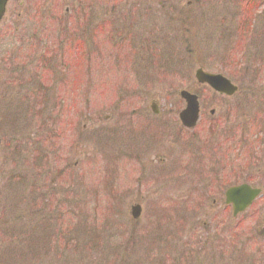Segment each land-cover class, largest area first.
<instances>
[{
  "label": "rangeland",
  "instance_id": "1",
  "mask_svg": "<svg viewBox=\"0 0 264 264\" xmlns=\"http://www.w3.org/2000/svg\"><path fill=\"white\" fill-rule=\"evenodd\" d=\"M19 1L9 0L0 22V51L4 43L6 52L14 48V54L34 58L31 63L27 58L29 62L15 75L45 71L50 85L43 86L45 91L29 93L36 102H16L19 86L9 87L14 81L10 72L15 71L5 63L0 65V92L13 107L4 105L2 120L9 132L0 136V264H264V195L233 218L230 208L221 211L219 197H202L207 181L176 185L170 175L157 184L150 177L140 188L129 177L133 175L128 137L120 129L128 124L121 116L142 100L146 106L145 98L163 100L171 115L175 114L181 88L203 89L194 83V68L224 73L222 56L228 61L229 72L237 75L240 92L229 102L209 93L200 102L202 111L208 114L214 109V118L220 121L225 103H240L241 128L249 130L243 149L255 151L254 157H246L240 150V158L251 164L255 156H264V142L260 141L264 134L259 135L258 130L260 126L264 129V73L254 65L263 58L259 51L264 35L259 32L264 4L260 0H83L87 8L84 16L78 15L68 29L62 25L60 32L68 35L62 45L65 61L55 62L51 67L57 68L52 71L46 52L52 50L51 56L62 49L50 42V36L41 39L36 25L37 17L44 18L46 9L51 10L52 0H45L46 9H40L38 16L25 15L16 6ZM31 1L35 7L36 0ZM13 11L23 13L22 19L13 20ZM84 19L91 20V28H95L86 30L81 23ZM9 24L15 26V36L5 41L3 30ZM49 26L59 31L56 24ZM239 40L244 43L242 48H238ZM73 45L80 46V56L83 50V62L76 59V68L66 69L60 64L70 62L67 54ZM189 48L196 52L194 58ZM151 50H159L160 55L155 57L158 62L141 69L148 77L147 84L138 87L132 82L128 88V56L152 58ZM41 60L46 67L37 65ZM235 67L242 68L241 72L234 73ZM56 71L66 72L67 83H60L61 74ZM184 75L191 77L190 83L182 79ZM52 81L58 84L53 87ZM62 93L68 96L66 101ZM50 95L56 97L55 105H43ZM128 97L133 104H127ZM106 115L110 116L107 122L98 119ZM56 117L60 124L56 127L55 123V128L61 129L67 120L66 137L48 145L43 137L49 139V133L42 129ZM36 122L44 124L42 129ZM115 125L107 136V127ZM100 129L103 138L95 137L94 132ZM217 135L212 143H219L220 129ZM221 152V158L228 157L223 148ZM38 156H43L41 169L36 167ZM259 167L255 171L253 164L245 174L255 176L264 194V161ZM40 172L43 174L36 179L35 173ZM134 172L141 177L138 170ZM34 185L46 193L42 200L37 193L27 197L26 190ZM194 188L201 191L182 198L181 190ZM134 202L141 205L137 219L129 214ZM68 217L71 227L74 225L71 229Z\"/></svg>",
  "mask_w": 264,
  "mask_h": 264
},
{
  "label": "flooded vegetation",
  "instance_id": "2",
  "mask_svg": "<svg viewBox=\"0 0 264 264\" xmlns=\"http://www.w3.org/2000/svg\"><path fill=\"white\" fill-rule=\"evenodd\" d=\"M26 0H21L18 2V7L24 9V3ZM30 11H35V7L31 6L29 3ZM23 13L13 11L11 13V18L13 20L22 19L21 15ZM4 17L2 18V20ZM62 24L70 21V17H62ZM25 22V20L23 21ZM264 29V26H263ZM8 32H4L5 41H10ZM264 35V32H263ZM262 50L259 51L263 54V58L259 59L260 68H264V40H263ZM14 48L6 52L5 44H2L1 54L4 55L0 58V65L7 64V66L12 67L15 72H10L14 77L12 80L13 86H33V83L38 86H48L49 82L46 80V76L39 77L33 83H28V79L31 78V75L26 79L24 76L20 77L21 74L17 77L16 72H20L26 64L34 61V58L28 61H25L30 56L20 57V52L16 54L13 53ZM15 55L12 57L11 55ZM160 54L159 50H151L152 58H143L138 55V57L128 56V64L125 65L128 67V88L132 82L142 83L144 85L148 82V77L144 71L141 69L146 68L147 64L152 66L154 63L158 62L155 57H158ZM140 63H144L140 65ZM38 66L46 67V64L43 61L37 63ZM51 66L48 63V66ZM65 65V63H64ZM26 70V69H25ZM37 72L36 70H32ZM45 71H41L42 73ZM134 78H131L130 74H137ZM145 73V74H142ZM182 79L190 83V78L188 75H184ZM187 78V79H185ZM150 81L155 83H161V80H152ZM237 84V82L232 81ZM196 84V83H195ZM2 83L0 84V86ZM50 85V84H49ZM173 84L171 85V87ZM137 87V88H138ZM188 92L194 93L197 96L202 94L203 91H193V88L190 86L185 88ZM34 92V90L32 91ZM0 92V117L3 115V105L5 101V96ZM237 92L231 96H222L223 99L226 98L227 102L233 100ZM29 99L32 96H28ZM127 97V96H126ZM138 98V97H137ZM145 98V97H144ZM123 99V98H121ZM120 100V99H118ZM127 104H133L131 98L128 97ZM146 106H143V100L140 102V105L135 103V107H131L128 113L122 115L124 117V123L126 119L128 124H124L125 127L120 129L124 130L126 137H128V163L130 165V174L129 176L133 182L135 181L136 185H140V188H143L150 177L154 179L155 183H163L167 176L173 175V178L178 184H202L204 181H207V184L204 186L202 192L201 188L197 190H181L182 198L189 195H197V191L202 194V197H219L221 200V211L229 210L230 206L225 203V191L229 186H234L242 182L253 183V177H248L247 181L244 180V170L242 168V162L240 161V143L242 142L241 136L239 134L240 127V103H225V108L222 114V119L216 121L214 116V110L209 111V113H204L200 106L199 101V115L198 120L194 127L190 128L183 125L178 116L180 111L185 107L184 100L178 97L179 107L176 108L177 112L173 115L170 113L169 107H166L163 100L160 102L158 99H147ZM157 100V101H156ZM171 103L170 98L166 99ZM203 112V113H202ZM242 113V112H241ZM110 118V116H109ZM107 117H99L98 119L107 122L109 119ZM118 124H122L118 122ZM172 125V127L170 126ZM117 128V125L113 127H107L108 133L110 134L113 130ZM220 129V139L219 143L217 140L212 143L214 140L212 137H216L217 132ZM101 130V129H100ZM98 130V131H100ZM117 131V130H116ZM100 138H103V134H99ZM223 148V155L228 156L227 158L222 157L221 149ZM165 151V154L162 151ZM220 150V151H219ZM214 152V153H213ZM232 153L231 156L229 153ZM232 162L235 163V166L232 165ZM138 170L141 173V177H138V174L134 171ZM139 183V184H137ZM195 187L194 185H191ZM180 188V187H179ZM143 196L141 195V198ZM162 201V200H160ZM215 202V198L212 199ZM139 205V213L141 211V205L138 202L132 203L130 209L134 206Z\"/></svg>",
  "mask_w": 264,
  "mask_h": 264
},
{
  "label": "water",
  "instance_id": "3",
  "mask_svg": "<svg viewBox=\"0 0 264 264\" xmlns=\"http://www.w3.org/2000/svg\"><path fill=\"white\" fill-rule=\"evenodd\" d=\"M6 1L7 0H0V18L4 12ZM195 77L198 82L207 83L219 92L232 94V92L236 89L234 85H232L230 81L222 75L207 73L200 68L195 70ZM180 96L184 98L186 102V108L181 112L180 117L183 121H186V125L192 126L195 123L198 113L196 97L184 90L180 92ZM258 193V189L250 188L247 185L232 187L226 192V202L232 204L233 212L235 214L243 211ZM136 210L137 207H133V217H137Z\"/></svg>",
  "mask_w": 264,
  "mask_h": 264
},
{
  "label": "trees",
  "instance_id": "4",
  "mask_svg": "<svg viewBox=\"0 0 264 264\" xmlns=\"http://www.w3.org/2000/svg\"><path fill=\"white\" fill-rule=\"evenodd\" d=\"M72 1H75V0H72ZM78 8L80 10L82 9V7H79V6H78ZM61 28H62V26H61ZM55 123H57V125H56V127H57L58 126V121L57 120H53V123H52L51 127L47 130L48 133H49V137H47V138H49V139H46V138L43 137V140H45L44 143H48V145L55 144V142H57V141L61 142L66 137L65 134H66V131H67L66 130L67 125L63 124L62 128L60 130H57V128H55ZM37 160H38V163L36 164V167H39L40 164H44L43 156H38ZM68 165L70 166V163ZM39 168H42V167H39ZM31 176H32V174H30L28 177H31ZM34 193H39V191L37 190V188H35V186H31L30 191H29V195H27V196H31L32 197ZM43 198H44V194H41L40 195V199L42 200ZM43 208H44L43 210H46L45 207H43ZM40 210H42V208ZM42 211H39V212H42ZM67 221H68L67 225L70 228L71 227V223H72V221L70 220V217L67 218Z\"/></svg>",
  "mask_w": 264,
  "mask_h": 264
},
{
  "label": "bare ground",
  "instance_id": "5",
  "mask_svg": "<svg viewBox=\"0 0 264 264\" xmlns=\"http://www.w3.org/2000/svg\"><path fill=\"white\" fill-rule=\"evenodd\" d=\"M29 191H30V189H29ZM29 191L27 190V192H28L27 195H29ZM30 197H31V196H30ZM37 210H38V209H37ZM39 211H42V210H39Z\"/></svg>",
  "mask_w": 264,
  "mask_h": 264
}]
</instances>
